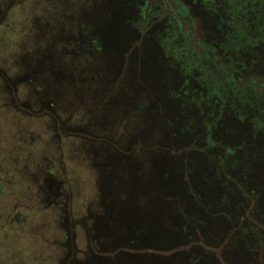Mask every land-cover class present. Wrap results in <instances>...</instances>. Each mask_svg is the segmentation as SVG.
Masks as SVG:
<instances>
[{
	"label": "rangeland",
	"instance_id": "rangeland-1",
	"mask_svg": "<svg viewBox=\"0 0 264 264\" xmlns=\"http://www.w3.org/2000/svg\"><path fill=\"white\" fill-rule=\"evenodd\" d=\"M79 1L0 0V65H5L3 61L12 60L16 54L19 57L26 50L25 43H49L51 45L49 51L53 52L52 49L65 42L67 34L70 33L68 32L70 26L74 21L76 22L74 19L78 15L91 14L96 9L94 8L97 5L94 3L95 0H88L87 7L80 5ZM141 1L143 7L141 10L145 11L144 24L137 23L138 21L133 18L130 19L131 21L123 20L127 13L135 12L136 16L139 15L141 10L138 7ZM192 1L199 3L200 0L187 1L195 24V27H191L192 30L186 33L190 42L189 49L195 55L200 56L204 53L208 55L206 56L208 60L203 62L204 68L201 66L198 70L204 72L205 69L211 68L216 71L215 62L220 64L225 59L230 60L223 56L225 53L236 59L237 66L248 64V68H240L241 71L237 72V75L240 74L244 81L253 79L260 83L256 76H264V61L262 66H252L250 60L253 57H249L248 53L236 50L227 54V51L223 49L221 53L218 48H222L221 42L225 33L220 34L212 30V33H208V40L205 41V38L200 36L201 19L208 21L210 15L208 16L207 13L206 15L201 10L202 5L195 8ZM110 2L108 5L115 16L111 21H109L111 18L109 15L102 16L100 22L104 26L118 28L125 26V23L128 25L129 21L130 32L136 37L134 41L136 43L142 41L141 36L149 32L150 44L155 46L159 44V35L165 32L169 34L174 30V26H177V21L173 19L170 12L161 9L162 0H110ZM246 2L250 4L248 18L250 22L255 23L257 12L260 10L259 4L262 1L247 0ZM262 13L264 14V10ZM118 17L119 20H117ZM121 17L124 18L121 19ZM147 21L148 24H146ZM183 28H188L186 23H183ZM135 29L138 34L141 33L140 37L137 36ZM263 34V28L258 27V36ZM249 41L250 38H247L246 42ZM196 42L204 44L206 52ZM232 44L234 42H229V45ZM207 61L210 62L207 64ZM209 72L213 75L210 70ZM76 73L67 69L66 79L57 81V90L49 95L45 86H41L38 90L36 88L38 82L32 83L34 87L32 95L44 100L43 103L36 104L32 97H26L28 102H32V107L41 106L40 111L36 113L21 104L17 106L24 107L25 111L12 108L6 104V96L5 98L4 95L0 96V184L2 185L0 188V264H71L73 259L86 264L93 260L102 264H188L194 260L191 258H197V255L198 258L202 256L207 259L216 258L219 261L218 264H236L230 258L227 262L222 253L226 243L230 240L234 241L231 236H229L231 239L225 238L226 233L234 234L232 228L236 224L233 223L232 217H240L238 223H241L245 229L252 232L255 229L258 230L254 232V236L250 234L249 238L248 235L246 237L248 240L245 239L247 241L233 242L234 246L242 250L243 246L244 249L248 248L254 258L251 263L264 264V177H259L253 185L247 186L246 192L243 190L234 195L232 199L237 201L232 207L202 211V214L200 209H193L199 215H204L209 222L199 225L202 229L197 228L198 231L196 228L185 231L184 223H179L177 218L173 221L172 217L163 222L143 221L135 215L136 210L131 208L113 211L106 207L113 201L119 203L125 200L122 197L116 198L115 195L120 194L126 198L142 196L141 199L137 197L127 199L130 200L127 202L134 200L139 203V206L145 203L149 196L152 197H149L148 201L154 196L159 203L167 207L170 204H176L177 192L183 188L185 190L182 186L188 179L181 172L174 171L169 180L164 182L163 168L177 169L178 166H185L182 161L175 158V155H201L205 148L199 143H196L198 147L185 148L182 145H192L193 142H189L184 137H173L172 140L176 142L171 143L172 141H169L166 136L160 139L154 135H147L143 136L146 145L136 143L129 151L126 148L130 147L131 143L121 145L116 141L108 140L107 137L111 136V133H121L123 126L108 129L110 128L108 127L109 114L93 112L98 104L93 98L95 95L85 89L84 82H80L79 78H72ZM88 74L91 73L88 72ZM120 75L123 73L120 72ZM202 78H200L201 81ZM207 78H210V75ZM135 82L138 81L135 80ZM155 82L156 80L152 78L154 90ZM42 83L45 84L43 81ZM258 83L255 85L260 90ZM48 99L50 103H47ZM104 103L108 104L106 99ZM129 116L130 124L135 123L137 113L132 111ZM95 133H98V136H95ZM148 138L153 139L147 140ZM214 138L219 143L224 142L223 139H225L222 136ZM126 139L129 138L126 137ZM158 142L163 144L160 145ZM108 152L123 158L119 164L121 168L126 169L127 176H120L118 184L115 185L120 186L117 189L122 191L110 193L109 187H106L107 179H103V175L109 173V163L102 158V154H108ZM144 154L163 161L144 163L141 159ZM48 160L53 162H47ZM112 164L118 165L110 163ZM207 164L214 165L209 162ZM45 165L50 167L45 169H50L56 176H49L50 192L39 193L38 180L33 179V176L41 174ZM199 178L202 177L197 174L191 179ZM147 179L154 181V184L147 187L150 190L160 186L159 194L147 192L141 195L137 191L146 187L143 181ZM203 181L207 182L205 179ZM219 193L213 192L210 196L220 199ZM251 193L256 197L258 195L262 197L263 214L254 212L252 216L249 215L251 212L249 208L253 203V201L249 203L248 199ZM182 204L187 205L186 202ZM199 205L202 204H197L196 207ZM83 220L87 225H83ZM215 232L221 235V244L215 238L209 237L212 234L217 235ZM196 233H199L201 240L196 238L198 237ZM203 233L208 234L205 237L206 240L203 239ZM76 234L78 237L73 245V236ZM69 235L71 237L68 239ZM255 236H258L257 240ZM207 240L213 243H207ZM69 244L72 245L71 248ZM238 256L239 253L233 259L238 261ZM244 257L250 258L248 254H244Z\"/></svg>",
	"mask_w": 264,
	"mask_h": 264
},
{
	"label": "flooded vegetation",
	"instance_id": "flooded-vegetation-1",
	"mask_svg": "<svg viewBox=\"0 0 264 264\" xmlns=\"http://www.w3.org/2000/svg\"><path fill=\"white\" fill-rule=\"evenodd\" d=\"M246 1L247 0H200L199 3L197 1H192V3L195 8L197 6L199 7V5H202L201 10H203L205 14L207 13L208 16L210 15L209 17L211 18V21H209L208 17L209 22L205 19H201L202 32H200V36H203L205 41L208 40V33H212V30L220 34L225 33L222 37V48H218L221 53L223 50L227 51V54L229 52H235L236 50H239L240 52L248 53L247 55L249 57H253V59L256 60H250V65L262 66V61H264V34L263 36H258V27H262L264 30V25H260L261 22L264 24V19L263 15H260L258 21L253 23V26L248 24L246 15L248 16L249 9L245 5ZM247 5L250 6V4ZM94 8L96 9L91 14L78 15L76 19H74L76 22L74 21V23L70 26L68 31L70 33L67 34L65 42L58 44L56 48L52 49L54 50L53 52H51V50L49 51V49H51V45L49 43H25L24 45L26 50L22 52L19 57L18 54H16L13 56L15 58L11 57L12 60L6 59L3 61L5 65H0V96L4 95V98L6 96V104L12 108L21 109L23 111H25L24 107H27L33 110V113H36L40 111L41 106L38 108L32 107V102H28L26 97H32L36 104L41 102L43 103L44 100L41 99V97L32 95V93L34 94V87L32 83L35 84L38 82L36 84V88L38 90H40L41 86H45L48 92L47 95H49L51 92H55L54 90H57V81L66 79L65 72L67 69L77 72L78 74L76 73V75L72 76V78H79L80 82H84L85 89L89 90L91 94L95 95L93 98H95L94 100H96L98 104H96L93 112L99 113L100 111L102 114H109L108 127L110 128L108 129H114L117 126H123V131L121 133H111V136L107 137L108 140L113 142L116 141L121 145H124L125 143L128 144V142L131 143V146L126 148L129 151L130 149L134 148L136 143L139 145H146V141L143 139V136L147 135H154L160 139L162 136H166L169 141H172L171 143L176 142L175 140H172L173 137H177L175 135L176 133H174L175 136H171V134L172 132H177L179 124L186 131L183 126V121L180 119L181 113H179L182 111L179 110L180 101L184 100H180L179 97L188 101L193 97L196 102L199 103L200 107L201 105L203 106V110L210 114L215 113L216 115L220 112L219 116L225 114L227 109L230 108V106H228L230 103H233L234 109H238L240 107L239 104H242L241 102H243V100L248 102L247 104H256L258 107L261 106L252 95L247 92L244 93V86L230 84L227 81V83H216L210 79L211 74L209 70L205 69L204 72L198 70L199 67H203L204 60H208L206 58L208 55L205 53V55L202 54L199 56L191 52L189 49L190 42L187 39V32H185L186 28L184 29L182 24H179V21L176 18H174V20L177 21V26L173 25L174 30H172L169 34L168 32H165L159 35V39L161 40L160 42L162 43L156 44L154 46L150 44L151 37L149 36V32L141 36L143 37L142 41L137 43L134 42L136 37L132 36L130 32V19L127 15L124 17L125 19H129L128 25L125 23V26L118 28H112L104 25L101 27L99 23L102 21V16L99 14L97 5H95ZM138 8L140 10L143 9L142 1L140 3V7ZM143 14H145V11L141 10L138 16H136L137 14L135 12L131 15H133V19L136 18L137 21L144 22L143 19L145 15ZM148 23L149 22L147 21L146 24ZM210 24L211 26H209ZM251 27H253L252 30L248 31ZM227 32L228 36H226ZM139 34L141 35V33ZM139 34L137 31V36L140 37ZM245 36L250 38L249 42H246L247 38H245ZM231 41L234 42V44L229 45V42ZM198 44L199 43H197V45ZM199 45L202 50L206 48L204 44ZM203 51L206 52L205 49ZM223 56L226 57L227 55L224 53ZM227 58L229 59V57ZM232 59L233 58H231V60ZM235 60H232L233 64H236ZM209 62L210 61H207V64ZM227 62L224 61L223 63L226 64ZM243 65L247 66L248 64L244 63ZM240 66L242 65H239L238 67ZM18 70H20V73ZM222 70V68L216 70L220 71V74L218 75L219 77L222 75ZM164 71L165 73L168 72V74L171 75V82H173V80L175 81V79L178 81L179 86L182 88L181 92H177L174 88H170V84L167 83L169 79H167L165 76L162 77V74L160 75V72ZM88 72L91 74H88ZM120 72H122L123 75H120ZM195 75L199 77L198 80L203 77L202 83L199 81H197V84L192 83L196 81L195 78H193ZM208 75H210V78H207ZM152 78L156 80L154 86H156V89H158H155L154 92H152L150 89L148 90V83ZM135 80L138 82H135ZM42 81L45 84H43ZM131 82H133V84H131ZM59 87H61V83L59 84ZM224 87H226V89L223 91ZM59 91L62 90L59 89ZM214 91H222V93L217 95ZM244 94H246L248 98H246ZM164 97L167 98L165 99ZM231 98H234L233 102L231 101ZM105 99L107 100L108 104L104 103ZM49 101L50 99L47 100V103H50ZM260 102L264 103L262 100H260ZM18 104H21L24 107L19 108L17 106ZM166 104L169 105L170 114L173 118H175L173 125L174 131L172 132L168 129V122H166V119L162 113V109H164ZM240 109L242 110L241 107ZM132 111L135 114L137 113L135 119L136 124H130L131 119L129 114ZM178 119L179 124L177 123ZM221 120L217 119L216 122H213L210 116H208L207 120H204L202 127H199L197 131H186V133H184L182 136V138H186L189 142H193L192 145H195L196 143L203 145L206 150L204 151V156H206L205 158H195L190 156L191 154L175 155V158L180 161H207L206 163H214L213 166L215 168L216 165L221 162V170H223L222 161H224L227 162V166L231 168L230 161L233 160L230 159L231 153H215L219 151L218 149H220V146L218 147L219 143L214 137H223V134L217 130V126L220 124ZM262 128L264 129V127ZM95 136H98V133H95ZM126 137L129 138V141L126 139ZM152 139L153 138H148L147 140ZM158 143L160 145L163 144L161 142ZM102 156L101 157L106 159L109 163V173H107V175H103V179H107L108 184L106 187H109L110 193L122 191L121 189H117V187L120 186L115 185L118 184L120 176H127L126 169L121 168L119 164L123 158L117 157L112 152H108V154H102ZM141 157L142 162L144 163L147 161H163L162 159L152 158L153 156H149L147 154H144ZM79 159L81 158L79 157ZM254 159L260 160L256 159L255 157ZM262 160H264V158H262L261 161ZM47 162L53 161L48 160ZM110 163H117L118 165L112 164V166ZM257 166L253 165L254 169L252 174L249 175L247 184L245 185H253L254 181H257L256 179L259 177H264V165L261 168ZM45 168L50 167L45 165L41 174H33V179L38 180L37 186L39 188V193L50 192L49 176L54 174H52L53 171L50 169L46 170ZM189 170H191V168H189ZM134 174H136V172H134ZM54 176H56V174ZM234 178L244 185L242 178L239 176H234ZM232 182H234L233 179ZM143 183L146 187H143L141 190H137L139 193H141V195H143V193L146 194L147 192L149 194H159L161 192L160 186H155L151 190L147 188L148 186L154 184L153 180L147 179L145 182L143 181ZM1 187L2 185L0 184V188ZM252 193L251 196L248 197L249 203L252 202L254 198L257 203V205L254 206L256 209L254 212L263 214V204L261 202L262 197L260 195L256 197ZM115 196L116 198H125V200H122V202L120 201L119 203L113 201L111 204L109 203V206L106 205V207H109L113 211L120 210L121 208H131L132 210H136L135 215L138 218H141L143 221L150 220L154 222H163L168 221V219L173 217V221L177 218L180 221L179 223H186L183 226L184 228L186 225L189 226V223L191 222L190 220L192 219L197 221V224L199 225L205 223H200L199 220L201 218L206 220L204 215H199L198 212L193 211V209L198 208L200 209L199 211L201 213L203 205H199L197 207L196 205L192 204L184 205L182 204L185 202V199H183L184 197L181 198L183 202H178V200L175 199L177 203L174 205L176 206L170 204V206L167 207L164 204L159 203V200L154 196L153 199L149 201V197L152 196L147 197L146 202L141 203L140 206L139 203L134 202V200L132 202H127L130 201L127 199H134L137 196L128 198L122 196L121 194ZM211 197L212 196L209 198ZM141 198L142 196L137 197V199ZM233 199L232 202L228 204L231 207L234 206L237 201V199ZM210 204L214 205L215 202L212 203L210 201L205 205ZM183 208L184 211L188 213L187 216H185L183 212L181 213ZM85 220L87 219L85 218ZM85 220H83V225H87L86 222H84ZM70 237L71 236L69 235L68 239ZM77 237V234L73 236V245H75V240ZM239 241H244V239L239 237L234 238L233 242L237 243ZM68 246L70 248L72 247L71 244ZM244 248L245 247L243 246L242 254L246 252L250 258L244 257L243 255L240 257L239 263L249 264L251 263V260H254V258L252 253L249 252L247 248ZM232 253L234 257L235 252ZM62 261L64 260L62 259ZM233 261L236 263L237 259H233ZM90 263L102 264L96 260H93ZM71 264L86 263L73 259Z\"/></svg>",
	"mask_w": 264,
	"mask_h": 264
},
{
	"label": "trees",
	"instance_id": "trees-1",
	"mask_svg": "<svg viewBox=\"0 0 264 264\" xmlns=\"http://www.w3.org/2000/svg\"><path fill=\"white\" fill-rule=\"evenodd\" d=\"M262 2H260L259 7L260 10L259 12H257V16H256V22L258 21V18L260 15H263L262 10H264V0H260ZM80 5L82 4L83 7H87L89 3L88 0H80L78 2ZM97 4V9L99 10V14L100 16H107L109 15L111 18L109 21H111L114 18V13L111 12L110 10V6L108 5V3H111L110 0H95V2ZM115 4V2H114ZM248 3H245V5L248 7L247 5ZM113 5V4H110ZM115 6V5H114ZM112 6V7H114ZM115 9V7H114ZM161 9H166L167 12H170V14L173 16V19L176 18L180 24L186 23V25L188 26V28H186V32H190L191 27H195L194 24V20H192V14H191V7L190 5L187 3L186 0H162V5H161ZM114 12H116L114 10ZM117 13V12H116ZM126 16V15H125ZM127 16L129 19L132 18L133 15H131L130 13H127ZM249 16V13H248ZM246 15V20H248V24H251L253 26V22L249 21V18ZM117 17V16H116ZM124 18V17H123ZM121 17V19H123ZM210 18V17H209ZM129 19H123V20H129ZM119 20V17L118 19ZM136 20V18H135ZM131 21V20H130ZM137 21V20H136ZM137 23L141 24L144 22L142 21H138ZM100 26L102 27L103 24L100 22L99 23ZM106 25V23H105ZM261 26H263L264 24L261 22L260 23ZM210 26V25H209ZM253 27H251L248 31H251ZM197 43V42H196ZM205 55V53H204ZM229 57L230 60L225 59L224 61H226L227 63L224 64L222 62H220V64L217 62H215L216 64V70L219 69H223L222 71V75L221 77H219L218 75L220 74V71H215L211 68H209V70L213 73V75H211V78L214 82L216 83H225L226 81L230 84H238V85H242L245 87L244 93H249L250 95H252L255 100L258 101V103L261 105L260 109L264 112L263 107H264V103H261L260 100H262V102H264V76L258 77L256 76L260 83H258L257 81L253 80V79H249L248 81H244L243 77L238 74L237 72H240L241 69L240 68H248L246 65H242V67H238L236 64H233V59L231 60V56H226ZM253 61H256L255 59L252 58ZM222 63V64H221ZM205 66V65H204ZM255 66V65H252ZM212 67V66H210ZM204 68V67H203ZM208 68V67H207ZM253 68V67H252ZM224 76V77H223ZM238 80V81H237ZM226 82V83H227ZM255 83H258V85L260 86V90L256 88ZM151 81H149L148 83V90L150 89L152 92H154L153 89V85ZM204 85V84H203ZM206 88V87H205ZM241 88V87H240ZM259 90V92H258ZM261 92V93H260ZM246 96V98H248V96L246 94H244ZM234 98H231V101L233 102ZM228 106H230V108L227 109V113L224 115H220V112L216 115L215 113H211L209 114L211 120L213 122H216L217 119H222L220 124L217 126V130L223 134L224 142L228 141V143L221 142L218 144V147L220 149H218L219 151L215 152V153H219V154H224V153H231V168H229L227 166V162L222 161V168L223 170L220 169V165L221 162L218 163V165H216V168L213 165H208L206 162L207 161H201V162H197V161H182L183 164L185 166H178L177 169H173L170 167H167L166 169L163 168V181L165 182L166 180H169V177L171 176V174L175 171V172H181L182 174H184V176L186 177V184H183L182 187L186 186V192L184 191V188L181 189L180 192H177V198L175 197V199L178 200V202H180L181 198L185 199V202L189 205H197V204H202L203 209L202 211H214L218 210V209H224L227 208V206H229L228 204L232 201V197L236 194H238V192L240 191H245L246 190V186L245 184H247L249 175L252 174V171L254 169L253 165L256 161H260V160H255L254 158H250L247 155V152L249 151V149H253V148H258V145L261 144V141H264V129L263 128H259L254 126L251 122V127L248 126V122L243 119L244 118V114L250 116V113H244L245 111L241 110L240 107L238 109H234L233 108V103L228 104ZM257 107V106H255ZM258 108V107H257ZM253 112V109H251ZM251 112V113H252ZM162 113L163 116L166 119L167 123V127L168 129L172 132L173 130V125H174V119L172 117V115L170 114V110L168 111L167 107L164 109H162ZM222 113V112H221ZM214 114V115H213ZM167 117V118H166ZM181 119V117H180ZM257 119V117H255V120ZM182 121V120H181ZM234 121V123H233ZM247 122V126L244 124V122ZM177 123L179 124V119L177 121ZM236 125H238L240 127L241 130H243V133L241 134H237V130H236ZM174 133H176L175 135L179 138H182L183 134L186 133L185 130L180 126L177 128V132H172L171 136L174 135ZM174 135V136H175ZM185 148H190V147H198V144L195 145H182ZM185 148L183 149V151L185 150ZM204 151V150H203ZM206 151V150H205ZM211 152V151H210ZM185 155V154H184ZM189 155V154H188ZM190 156H193L195 158H205L206 156H204V153L201 155H194L191 154ZM192 157V158H193ZM241 157V158H240ZM240 158V159H239ZM229 162V163H230ZM191 164V166H190ZM191 168L190 171H188V169ZM165 169V170H164ZM192 174V176H191ZM199 175V179H191L192 177H195L196 175ZM204 175H208L207 177H205ZM234 176H239L240 178H242V182L244 183V185L237 181L236 178H234ZM203 179H205L208 183H204ZM232 179L234 180V182H232ZM166 181V182H167ZM206 186V188H205ZM213 192H220V199H218V197H210L211 194H213ZM246 192V191H245ZM204 195H209V196H204ZM209 200H211V202H215L214 205L210 204V205H205L207 202H209ZM257 203L256 200L253 198V203L251 205V207L249 208L250 212V216H252L254 213V211H256L255 207ZM190 210V209H189ZM188 211V210H187ZM191 211V210H190ZM183 214L185 216L188 215V213H186V211H184V208L182 210ZM207 213V212H206ZM227 213V212H226ZM237 216V215H236ZM234 218L233 223H235V227L232 228L233 229V233L234 234H229L226 233V239H233V238H241V239H247L246 237L250 234L254 236V232L258 231L257 229L252 231H249L248 229H245L243 227V225L241 223H238L240 220V217H232ZM211 219V217H210ZM205 220V219H204ZM202 218L199 220L200 223H204V224H208L209 222H207L206 220L204 221ZM191 222L189 223V226H185L184 229L185 231L189 230V228L191 230H194V228H198V230H201L202 228L199 227V224H197V221H194L193 219L190 220ZM202 221V222H201ZM186 224V223H185ZM184 224V225H185ZM232 229L230 231V233L232 232ZM197 230V231H198ZM211 231V230H209ZM205 232V231H203ZM208 232V231H207ZM217 233V232H215ZM198 235V237H196L197 239L201 240L199 237V233H196ZM208 236L207 233H203V239H205V237ZM221 235L217 233L216 234H212V236L210 235V238H215V240H217V242L219 244L221 241ZM231 236V238L229 237ZM207 238V239H210ZM255 239H258V236H255ZM248 240V239H247ZM207 243H210L212 241L207 240ZM213 243V242H212ZM248 249V248H247ZM239 250V251H238ZM237 250L236 247H234V244L232 242V240H230L229 243H226L225 247H223L222 249V253L224 255V258L228 259L230 258L233 261V253L235 252V255L237 253H239V259L241 256H243L244 254H247L246 252H243V250L241 248H239ZM249 251V249H248ZM252 251V250H251ZM255 251V250H253ZM250 252V251H249ZM191 259V262H189L188 264H218L219 261L216 258H206L204 256H202L201 258H197L193 257ZM239 259L236 262V264H240L239 263ZM234 262V261H233ZM235 263V262H234ZM249 264H256V262H252Z\"/></svg>",
	"mask_w": 264,
	"mask_h": 264
},
{
	"label": "water",
	"instance_id": "water-1",
	"mask_svg": "<svg viewBox=\"0 0 264 264\" xmlns=\"http://www.w3.org/2000/svg\"><path fill=\"white\" fill-rule=\"evenodd\" d=\"M160 41L161 40H158L159 43H162ZM148 42L150 43V41H148ZM161 74L163 75L162 77L165 76L167 79H169V81H167V83L170 84V88L171 89L174 88L177 92H181L182 88L179 86L178 81L176 79H175V81L173 80V82H171L172 77H171L170 74H168V72H166V73H165V71L164 72H160V75ZM193 78H195L196 81H194L192 83H196L197 84V81L202 83L201 80H198L199 77L197 75H195ZM225 89H226V87H224L223 91ZM214 92L217 95H220V93H222V91H214ZM178 95H180V94H178ZM164 98L166 99L167 97H164ZM168 98H169V96H168ZM179 99L180 100H184V101H180V105H179V110H182L179 113H181L180 117H181V119L183 121L184 128L188 132L197 131V129L199 127H202L204 120H207V118H208L210 113H208L205 110H203V108H202L203 106L201 105V107H200L199 103L196 102V100L193 97H192V99L190 98L189 101L185 100V99H181V97H179ZM241 103L242 104H239V106L242 108V110L245 111L244 113H250V116H251V117H249L248 115L244 114V118L243 119H245L248 122V126L251 127V123H252L256 127H259V128L264 127V114H263L264 112L260 109V107H258V106H257L258 108L255 107L256 104L255 105L247 104L248 102H246L245 100H243V102H241ZM249 106H252V107H249ZM164 107L165 108L167 107V109L169 110V105L168 104H166ZM251 108L253 109V112H252ZM263 110H264V107H263ZM226 113H227V111L225 112V114ZM255 117H257L256 120H255ZM242 122H244V121H242ZM247 122H244V124L246 125ZM233 123H234V121H233ZM236 130H237V134L238 135L243 133V130H241L238 125H236ZM247 155L250 158H254L255 157L256 159H260V161H256L254 163V165H256V166L259 165L257 167H260V168L263 167L264 160L261 161V159L264 158V141L263 140L261 141V144L258 145V148L249 149V151L247 152Z\"/></svg>",
	"mask_w": 264,
	"mask_h": 264
}]
</instances>
